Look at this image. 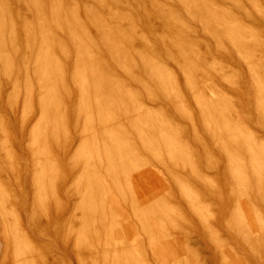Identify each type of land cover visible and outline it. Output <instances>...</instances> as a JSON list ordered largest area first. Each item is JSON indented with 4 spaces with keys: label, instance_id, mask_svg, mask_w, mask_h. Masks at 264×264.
Masks as SVG:
<instances>
[{
    "label": "rangeland",
    "instance_id": "1",
    "mask_svg": "<svg viewBox=\"0 0 264 264\" xmlns=\"http://www.w3.org/2000/svg\"><path fill=\"white\" fill-rule=\"evenodd\" d=\"M187 1L0 0V264H264V0Z\"/></svg>",
    "mask_w": 264,
    "mask_h": 264
},
{
    "label": "bare ground",
    "instance_id": "2",
    "mask_svg": "<svg viewBox=\"0 0 264 264\" xmlns=\"http://www.w3.org/2000/svg\"><path fill=\"white\" fill-rule=\"evenodd\" d=\"M61 1H62V0H61ZM148 1H149V0H148ZM151 1H152V0H151ZM188 1H189V0H188ZM188 1H187V3H190V5H191V1H189V2H188ZM192 1H194V0H192ZM57 2H58V1H57ZM144 2H145V1H144ZM28 3H29V2H28ZM32 3H33V2H32ZM61 3H62V2H61ZM36 4H37V3H36ZM42 4H43V2H42ZM149 4H150V3H149ZM192 4H193V2H192ZM151 5H152V3H151ZM190 5H189V6H190ZM36 6H37V5H36ZM68 6H69V5H68ZM194 6H195V5H194ZM194 6H193V7H194ZM74 7H75V6H74ZM156 7H157V5H156ZM187 7H188V6L186 5V9H187ZM191 7H192V6H191ZM191 7H189V9H190ZM199 7H200V6H199ZM39 8H40V7H39ZM152 8H153V6H152ZM200 8H201V7H200ZM2 9H3V8H2ZM65 9H66V8H65ZM158 9H159V8H158ZM189 9H188V11H189ZM197 9L199 10V8H197ZM86 10H87V9H86ZM160 10H162V9H160ZM163 10H165V9H163ZM0 11H1V10H0ZM3 11H4V10H3ZM3 11H2V12H3ZM26 11H27V10H26ZM71 11H72V10H71ZM71 11H70V13H71ZM152 11H153V10H152ZM155 11H156V10H155ZM166 11H168V10L166 9ZM166 11H165V12H166ZM72 12H73V11H72ZM197 12L199 13V11H197ZM197 12H196V10H194V13H196V14L198 15ZM0 13H1V12H0ZM31 13H34V12H31ZM158 13L160 14V12H158ZM162 13H163V12H162ZM162 13H161V14H162ZM169 13H170V12H168V14H169ZM201 13H202V11H201ZM204 13H205V12H204ZM171 14H172V12L170 13V17H172ZM36 15H37V14H36ZM164 15H165V14H164ZM164 15H163V16H164ZM68 16H69V15H68ZM118 16H120V15H118ZM199 16H203V13H202V15L199 14ZM199 16H198V17H199ZM205 16H206V17L208 16L207 12H206ZM116 17H117V16H116ZM122 17H123V16H122ZM62 18H63V17H62ZM67 18H68V17H67ZM118 18H119V17H118ZM124 18H125V17H124ZM166 18H168V15H167ZM202 18H203V17H202ZM65 19H66V18H65ZM92 19H93V18H92ZM169 19H170V18H169ZM198 19H199V18H198ZM25 20H26V19H25ZM95 20H96V19H95ZM199 20H200V19H199ZM201 20H202V19H201ZM206 20H207V19H206ZM206 20H205V21H206ZM29 21H30V20H29ZM40 21H41V20H40ZM63 21H64V19H63ZM119 21H120V20H119ZM170 21L172 22V20H170ZM32 22H33V21H32ZM51 22H52V21H51ZM66 22L68 23V20H66ZM79 22H80V21H79ZM122 22H123V21H122ZM164 22H165V21H164ZM164 22H163V23H164ZM167 22H168V21H167ZM25 23H26V21H25ZM25 23H24V24H25ZM70 23H71V22H70ZM117 23H118V22H117ZM27 24H28V23H27ZM31 24H32V23H31ZM80 24H81V23H80ZM80 24H79V25H80ZM120 24H121V23H120ZM173 24H174V23H173ZM19 25H21V24L19 23ZM19 25H18L17 27H20ZM29 25H30V24H29ZM67 25H68V24H67ZM83 25H84V23H83ZM38 26H39V25H38ZM70 26H71V25H70ZM112 26H113V25H112ZM115 26H116V25H115ZM40 27H42V26L40 25ZM83 27H85V25L82 26L80 29H82ZM98 27H99V26H98ZM110 27H111V26H110ZM110 27H108V28H110ZM117 27L119 28V25H118ZM117 27H116V29H117ZM176 27H177V26H176ZM37 28H38V27H37ZM48 28H49V27H48ZM68 28H69V27H68ZM85 28H86V27H85ZM113 28H114V27H113ZM113 28H112V29H113ZM177 28H178V27H177ZM32 29H33V28H32ZM38 29H39V28H38ZM38 29H37V31H38ZM44 29H45V28H44ZM110 29H111V28H110ZM123 29H124V28H123ZM83 30H84V28H83ZM83 30H82V31H83ZM102 30H103V28H102ZM40 31H41V30H40ZM113 31H115V30H113ZM117 31H120V29L117 30ZM121 31H122V30H121ZM127 31H128V30H127ZM2 32H6V34L8 35L7 37H8L9 39L7 40V42H6L5 40L0 39V53H2L3 50L5 51L4 48H5L6 43L9 44V45H11V43H12V40L10 39V35H11V33L13 32V24H12V22H8L5 18L0 19V34H3ZM63 32H64V31H63ZM67 32H68V31H67ZM105 32H106V31H105ZM107 32H108V31H107ZM110 32H111V31H110ZM24 33H25V32H24ZM37 33H38V32H37ZM76 33H77V32H76ZM118 33H120V32H118ZM31 34H32V33H31ZM72 34H73V33H72ZM36 35H37V34H36ZM41 35H42V34H41ZM41 35H40V36H41ZM112 35H114V34H112ZM115 35H116V34H115ZM74 36H75V35H73L72 37H74ZM118 36H119V35H118ZM121 36H122V35H121ZM121 36H120V37H121ZM75 37H76V36H75ZM75 37H74V39H76ZM114 38H115V37H114ZM123 38H124V37H123ZM47 39H48V38H47ZM50 39H51V38H50ZM71 39H72V38H71ZM117 39H118V38H117ZM170 39H171V38H170ZM33 40H34V38H33ZM72 40H73V39H72ZM72 40H71V41H72ZM84 40H85V42L89 41V40L86 41V39H84ZM111 40H112V39H111ZM120 40H121V39H120ZM128 40H129V39H128ZM168 40H169V39H168ZM174 40H175V39H174ZM8 41H9V42H8ZM48 41H49V40H48ZM29 42H30V41H29ZM42 42H43V41H42ZM114 42H116V40H115ZM125 42H127V41H125ZM164 42H165V41H164ZM174 42H175V41H174ZM27 43H28V42H27ZM121 43H122V40L120 41V45L123 44V43H122V44H121ZM130 43H131V42H130ZM175 43H176V42H175ZM42 44H44V46H46L47 48L50 47L49 45H52L51 43L49 44V42H45V41H44ZM42 44H41V45H42ZM48 44H49V45H48ZM87 44H88V43H87ZM112 44H113V43H112ZM114 44H115V43H114ZM131 44H132V43H131ZM168 44H170V43H168ZM171 44H172V43H171ZM179 44H180V43H179ZM26 45H27V44H26ZM104 45H105V44H104ZM109 45H110V44H109ZM116 45H118V43H117ZM75 46H78V45L75 44ZM113 46H114V45H113ZM79 47H80V46H78V48H79ZM84 47H87V46H84ZM115 47H116V46H114V49H116ZM122 47H123V46H122ZM125 47H126V46H125ZM129 47H130L131 49H135V48H133L131 45H130ZM38 48H39V47H38ZM78 48L76 47V49H78ZM105 48H108V47H105ZM126 48H127V47H126ZM126 48H122V50L124 51L125 54H123V52H122V54L119 53L118 55L120 56V54H121V55H123L124 57H125V55H128V56H129V54H126ZM167 48H169V47H167ZM182 48H183V47H182ZM39 49H40V48H39ZM84 49H86V48H84ZM84 49H83V50H84ZM117 49H118V48H117ZM131 49H130V50H131ZM177 49H178V47H177L176 45H174V43H173L172 45H170V53H169V54L171 55V57H172V55H175V51H176ZM185 49H186V48H185ZM44 50L46 51V48H44ZM109 50H110V49H109ZM118 50H119V49H118ZM75 51H76V50H75ZM86 51L89 52V49L85 50V52H86ZM114 51H116V50H114ZM114 51H113V53H114ZM120 51H121V50H120ZM136 51H138V50L136 49ZM116 52L118 53V51H116ZM134 52H135V51H134ZM3 53H4V52H3ZM42 53H43V52H42ZM42 53H41V54H42ZM76 53H77V52H76ZM76 53H75V55H76ZM79 53H80V52H79ZM79 53H78V54H79ZM117 53H114V54H116L115 57L118 56ZM128 53H129V52H128ZM137 53H138V52H137ZM47 54H48V56H49V53H47ZM78 54H77V55H78ZM80 54H81V53H80ZM89 54H90V52H89ZM114 54H113V55H114ZM134 54H136V53H134ZM77 55H76V56H77ZM84 55H85V53H84ZM130 55H131V53H130ZM136 55H139V54H136ZM42 56H45V55H42ZM42 56H41V57H42ZM87 56H88V54H87ZM90 56H91V55H90ZM119 56H118V57H119ZM132 56H133V55H132ZM140 56H141V55H140ZM35 57H36V55H35ZM50 57H51V55H50ZM50 57H48V58H50ZM74 57H75V56H74ZM80 57H81V56H80ZM83 57H84V56H82L80 59H82ZM124 57H123V59H124ZM144 57H145V56H144ZM173 57H175V56H173ZM85 58H86V57H85ZM90 58H91V57H90ZM90 58H89V56H88V59H87V60H89ZM119 58H120V57H119ZM141 58H142V57H141ZM76 59L79 60V56H78V58H76ZM112 59H113V58H112ZM121 59H122V58H121ZM123 59H122V60H119V61L121 62V64H122V62H123ZM137 59H138V58H137ZM33 60H35V62H38L39 59H38V57H37L36 59L34 58ZM46 60H48V59H46ZM49 60L52 61V58L49 59ZM84 60H86V59H84ZM140 60H141V59H139V61H140ZM152 60H153V58H147V59H146V63L144 62L145 65H146V67H148V68H152ZM156 60H157V59H156ZM113 61H114V60H113ZM117 61H118V60H117ZM119 61H118V62H119ZM124 61H125V59H124ZM127 61H128V60H126V62H127ZM142 61H143V60H142ZM8 62H9V59H8L7 57H2V56H0V67H2L1 72L3 73V75H4L5 77H6V76L9 77V75L12 73V72H11V69H10V67H9V65H8ZM32 62H33L34 65L36 64V63H34V61H32ZM49 62H50V61H49ZM81 62H82V61H80L79 63H81ZM85 62H86V61H85ZM128 62H130V58H129V61H128ZM44 63H45V62H44ZM47 63H48V62H47ZM51 63H52V62H51ZM55 63H56V60H55ZM77 63H78V62H77ZM56 64H57V63H56ZM116 64H118V63H116ZM121 64H120V65H121ZM128 64H129V63H128ZM47 65H48V64H47ZM49 65L52 66V67L56 66L55 64L53 65V63H52V64L49 63ZM124 65H125V62L123 63V66H124ZM186 66H187V65H186ZM188 66H189V65H188ZM188 66H187V67H188ZM44 67H46V66L44 65ZM117 67H118V66H117ZM125 67H127V66L125 65ZM125 67H124V68H125ZM159 67H161V66H159ZM39 68H40V67H39ZM75 68H77V67H75ZM82 68H83V66H82ZM85 68H86V67H84V69H85ZM127 68H129V67H127ZM155 68H156V67H155ZM188 68H189V67H188ZM190 69H191V68H190ZM44 70H45V69H44ZM51 70H52V69H51ZM85 70H88V69H85ZM92 70L94 71V69H92ZM122 70H123V69H122ZM126 70H127V69L125 68V71H126ZM184 70H185V69H184ZM74 71H75V69H74ZM89 71H90V70H89ZM127 71H130V70H127ZM152 71H153V70H152ZM152 71H151V73H152ZM186 71H187V70H186ZM193 71H194V70H193ZM42 72L44 73V71H41V69H37V71H36L35 74H36V75H38V74L40 75V74H42ZM91 72H92V71H91ZM94 72H95V71H94ZM149 72H150V71H149ZM187 72H188V71H187ZM45 73H46V72H45ZM45 73H44V81H45V79H46ZM77 73H78V72H77ZM125 73H126V72H125ZM129 73H130V72H129ZM155 73H156V75L158 76V78H159V77H161V78H167V77H168V75L166 74V72H165L164 69H160V68H159ZM183 73H185V72H183ZM189 73H190V72H189ZM50 74H51V77H54V79H55V77H56V79L59 78V80H61V79H60V78L62 77L61 68L59 69V67H57L55 70L51 71ZM91 74H93V73H90L89 75L91 76ZM95 74H96V73H95ZM127 74H128V73H127ZM195 74L197 75V73H195ZM46 75L49 76L47 73H46ZM74 75H75V74H74ZM156 75H155V76H156ZM189 75H190V74H189ZM189 75H187V76H189ZM76 76H77V75H76ZM78 76H79V75H78ZM87 76H88V75H87ZM90 76H89V77H90ZM93 76H94V75H92V77H93ZM130 76H131V74H130ZM150 76H151V74H150ZM152 76H153V75H152ZM36 77H37V76H36ZM38 77H39V76H38ZM95 77H97V78L100 79V76L98 77L97 75H95ZM189 77H190V76H189ZM10 78H11V77H10ZM72 78H73V76H72ZM97 78H96V79H97ZM101 78H104V77L102 76ZM153 78L155 79V77H153ZM168 78H169V77H168ZM194 78H195V77H194ZM7 79H8V78H7ZM38 79H40V78H38ZM48 79H49V78H47V83H48ZM50 79H51V78H50ZM56 79H55V81H56ZM73 79H74V78H73ZM75 79H76V78H75ZM75 79H74V81H75ZM81 79H84V78H81ZM85 79H86V81H88L87 78H85ZM171 79H172V78H171ZM173 79H174V78H173ZM14 80H15V79H14ZM44 81H43V82H44ZM79 81H80V78H79ZM86 81H85V82L82 81V82L84 83V86H86V87L83 86V87H84V90H85L87 87H89V84H88V86L86 85V84H87ZM93 81H94V79H93ZM100 81L102 82L103 80L100 79ZM169 81H170V79H169ZM9 82H10V81H9ZM39 82H40V81H39ZM39 82H38V83H39ZM76 82H77V81H76ZM82 82H81V83H82ZM90 82H91V79H90ZM90 82H89V83H90ZM172 82H173V81H172ZM92 83H94V82H92ZM98 83H99V82H98ZM157 83H158V81H157ZM163 83H164V82H163ZM163 83H162V84H163ZM44 84H45V83H44ZM75 84H76V83H75ZM159 84H160V81H159ZM165 84H166V83H165ZM192 84H193V83H192ZM38 85H39V84H38ZM91 85H93V84H91ZM91 85H90V86H91ZM94 85H95L96 87L99 86V88H100V84H99V85L97 84L98 86H97L96 84H94ZM94 85H93V86H94ZM42 86H43V85H42ZM46 86H47V85H46ZM93 86H92L91 88H93V90H94L95 86H94V87H93ZM117 86H118V85H117ZM171 86H172V85H171ZM191 86H192V85H191ZM40 87H41V86H40ZM162 87H163V86H161L160 88H162ZM193 87H194V86H193ZM44 88H45V87H43V89H44ZM80 88H81V87H80ZM99 88H95V89H98V90H99ZM116 88H119V86L116 87ZM43 89H42V91H43ZM88 89H89V88H87V90H88ZM173 89H174V88H173ZM189 89H190V87H189ZM191 89H192V88H191ZM191 89H190V90H191ZM44 90H45V89H44ZM46 90H47V89H46ZM81 90H83V88H81ZM87 90H86V91H87ZM112 90H114V89H112ZM117 90H118V89H117ZM121 90H122V89H121ZM121 90H120V94L122 93ZM148 90H149V89H148ZM49 91H50V90H49ZM95 91H96V90H95ZM115 91H116V90H115ZM146 91H147V90H146ZM149 91H150V90H149ZM161 91H162V89H161ZM47 92H48V91H47ZM83 92H84V91H83ZM93 92H94V91H93ZM118 92H119V91H118ZM167 92L169 93V88H168V91H167ZM43 93H44V91H43ZM50 93H51V91H50ZM147 93H148V91H147ZM150 93H151V92H150ZM150 93H148V94H150ZM45 94H46V93H45ZM93 94H94V93H93ZM115 95H116V94H115ZM50 96H51V95H50ZM117 96H118V95H117ZM53 97H54V96H53ZM117 98H118V97H117ZM120 98H121V97H120ZM90 102H91V101H90ZM85 103H86V102H85ZM87 105H88V104H87ZM92 105H93V104H92ZM92 105H91V106H92ZM177 105H178V104H177ZM80 107H81V106H80ZM91 109H92V108H91ZM114 111H115V110H114ZM86 112H87V111H86ZM110 112H111V111H110ZM90 113H91V112H90ZM97 113H98V112H97ZM91 114H93V113H91ZM111 115H112V114H111ZM102 118H103V117H102ZM109 119H110V118H109ZM99 121H101V120H99ZM88 124H89V123H88ZM120 126H121V125H120ZM122 127H123V126H122ZM154 128H155V127H154ZM93 129H94V127H93ZM125 130H126V129H125ZM101 131H102V130H101ZM101 131H100V132H101ZM104 131H105V130H104ZM225 131H226V130H225ZM240 131H241V130H240ZM116 132H117V131H116ZM160 132H161V131H160ZM226 132H227V131H226ZM242 132H243V131H242ZM231 133H232V132H231ZM238 133H239V131H238ZM103 134H105V133L103 132ZM119 134L121 135V133H119ZM162 134H163V133H161L160 135H162ZM227 134H228V133H227ZM227 134H226V135H227ZM229 134H230V133H229ZM229 134H228L227 136H230ZM242 134H244V133H242ZM242 134H240V135H242ZM115 135H116V134H115ZM235 135H236V134H235ZM166 136H167V135H166ZM245 136H246V135H244V137H245ZM162 137H163V135H162ZM162 137H161V138H162ZM233 137H234V135H233ZM238 137H239V135H238ZM122 138H123V137H122ZM168 138H169V136H168ZM168 138H167V137L165 138V136H164V139L170 140V139H168ZM228 138H231V137H228ZM240 138H241V137H240ZM245 138H247V137H245ZM250 138H251V136H250ZM79 139H80V138H79ZM237 139H238V138H237ZM237 139H236V140H237ZM251 139H252V138H251ZM110 140H111V139H110ZM116 140H117V139H116ZM154 140H155V139H154ZM171 140H172V138H171ZM233 140H235V139L232 138V142H233ZM252 140H253V139H252ZM84 141H85V139H84ZM84 141H83V142H84ZM148 141H149V140H148ZM162 141H163V140H162ZM164 141H165V140H164ZM230 141H231V140H230ZM230 141H228V144L230 143ZM241 141H244V139L241 140ZM245 141H246V139H245ZM150 142H151V141H150ZM150 142H149V143H150ZM166 142H167V141H166ZM172 142H173V141H172ZM245 143H247V142H245ZM170 144H171V143H170ZM235 144H236V143H235ZM235 144L233 143V145H235ZM248 144H249V143H248ZM106 145H107V144H106ZM150 145H152V142L150 143ZM233 145H231V146H233ZM250 145H251V144H250ZM109 146H110V145H109ZM248 146H249V145H248ZM114 147H115V146H114ZM159 147H160V146H159ZM171 147H173L172 144H171ZM229 147H230V146H229ZM237 147H238V146H237ZM237 147H236V148H237ZM91 148H92V147H91ZM98 148H99V147H98ZM149 148H150V147L148 146V149H149ZM151 148H152V147H151ZM231 148H232V147H231ZM250 148H251V147H250ZM109 149H110V148H109ZM112 149H114V148H112ZM118 149H119V148H118ZM152 149H153V148H152ZM169 149H170V148H169ZM238 149H239V148H238ZM248 149H249V148H247V150H248ZM149 150L152 151L151 149H149ZM153 150H156V148H154ZM234 150H235V148H234ZM234 150H233V151H234ZM251 150L253 151V149H249L248 151H250V153H252ZM150 151H149V152H150ZM226 151H228L227 148H226ZM231 151H232V150H231ZM233 151H232V152H233ZM248 151H246V152H248ZM153 152H154V151H152L151 153H153ZM157 152H158V151H157ZM83 153H84V152H83ZM154 153H156V151H155ZM154 153H153V154H154ZM169 153H170V152H169ZM226 153H227V152H226ZM234 153H235V152H234ZM241 153H242V152H241ZM255 153H256V152H255ZM119 154H120V153H119ZM153 154H152V155H153ZM230 154H231V153H230ZM230 154H229V155H230ZM235 154H236V153H235ZM238 154H239V153H238ZM248 154H249V153H248ZM120 155H122V154H120ZM155 155H156V154H155ZM155 155H154V156H155ZM243 155H244V154H243ZM254 155H255V154H254ZM254 155H252L251 157H253ZM108 156H109V155H108ZM122 156H123V155H122ZM125 156H126V155H125ZM227 156H228V154H227ZM235 156H238V155L236 154V155H234V157H235ZM256 156H258V155H256ZM98 157H99V156H98ZM246 157H247V156H246ZM249 157H250V156H249ZM251 157H250V158H251ZM99 158H100V157H99ZM227 158H228V157H227ZM240 158H241V157H240ZM240 158H239V159H240ZM247 158H248V157H247ZM253 158L255 159V157H253ZM89 159H90V158H89ZM93 159H94V158H93ZM233 159H234V158H233ZM235 159H236V158H235ZM245 159H246V158H245ZM259 159H260V158H259ZM94 160H95V159H94ZM116 160H117V159H116ZM127 160H128V159H127ZM248 160H249V159H248ZM248 160H247V162H248ZM251 160L253 161V159H251ZM91 161H93V160H91ZM98 161H99V160H98ZM236 161H237V160H236ZM243 161H244V160H243ZM245 161H246V160H245ZM125 162H126V161H125ZM168 162H169V161H168ZM234 162H235V161H234ZM234 162H233V163H234ZM237 162H240V163H241L242 161H241V159H240V160L237 161ZM237 162H236V163H237ZM256 162H258V161L256 160ZM259 162H260V161H259ZM83 163H84V162H83ZM86 163H91V162H86ZM94 163H95V161H94ZM228 163H229V162H228ZM242 163H244V162H242ZM242 163H241V164H242ZM251 163H252V162H250L249 164H251ZM229 164H231V163H229ZM237 164H238V163H237ZM241 164H240V165H241ZM253 164H254V163H253ZM257 164H258V163H257ZM88 165H90V164H88ZM96 165H97V163H96ZM128 165H129V164H128ZM128 165H126V166L128 167ZM234 165H235V164H234ZM238 165H239V164H238ZM247 165H248V164H247ZM254 165H255V164H254ZM254 165H253V166H254ZM258 165H259V164H258ZM263 165H264V164H263ZM113 166H114V165H113ZM113 166H112V168H113ZM124 166H125V165H124ZM231 166L234 167L235 169H236V167H237V166H233V165H231ZM256 166H257V165H256ZM260 166H261V165H260ZM260 166H259V167H260ZM109 167H110V166H109ZM109 167H108V168H109ZM136 167H137V166H136ZM239 167H241V166H239ZM245 167H246V165H245ZM245 167H244V168H245ZM249 167L252 168L251 165H249ZM261 167H262V166H261ZM92 168H93V167H92ZM96 168H97V166H96ZM130 168H132V167L130 166ZM229 168H230V167H229ZM120 169H121V168H120ZM122 169L124 170L125 168H122ZM232 169H233V168H232ZM252 169H253V168H252ZM252 169H251V170H252ZM255 169H257V168H255ZM88 170H89V169H88ZM88 170L86 169V171H88ZM97 170H98V169H97ZM112 170H113V169H112ZM137 170H138V167H137ZM236 170H238V169H236ZM236 170H235V171H236ZM253 170H254V169H253ZM93 171H94V170H93ZM115 171H116V172H113V176H114V177H111V179H113V181H115V182H117V184H119V182H120V179H119L120 177H119V176L123 173V171H122V170H121V171H120V170L117 171V169H116ZM125 171H126V170H125ZM132 171H133V170H132ZM232 171H234V169H233ZM232 171L230 172L231 175H232ZM239 171H240V169H239ZM254 171H255V173H258V172H256L257 170H254ZM254 171H253V172H254ZM258 171H259V170H258ZM236 172H238V171H236ZM236 172H235L234 175L237 176V173H236ZM253 172H252V173H253ZM87 173L90 174V171L87 172ZM95 173H96V172H95ZM95 173H93V174H95ZM98 173H99V172H98ZM101 173H103V172H101ZM101 173H100V175H101ZM108 173H109V172H108ZM108 173H107V174H108ZM110 173H111V172H110ZM114 173H115V175H114ZM119 173H120V174H119ZM131 173H132V172H131ZM238 173H239V172H238ZM103 174H105V172H104ZM103 174H102V175H103ZM100 175H99V174L96 175V176H97L96 178H99ZM123 175H124V173H123ZM130 175H131V174H130ZM239 175H240V174H239ZM253 175H257V176H258V174H252V176H253ZM259 175H260V174H259ZM90 176H91V175H90ZM98 176H99V177H98ZM109 176H110V175H108V178L105 177V178H103V179H109V178H110ZM141 176H142V175H141V173H140V174L138 175V177H137V185H138V190H139V191L141 190L140 188L143 186V181L140 180V179H141ZM229 176H230V175H229ZM91 177H92V176H91ZM102 177H103V176H102ZM230 177H231V176H230ZM232 177H233V176H232ZM237 177H238V176H237ZM245 177L247 178V175H246ZM245 177H244V178H245ZM253 177L255 178L254 180H256V177H255V176H253ZM259 177H260V176H259ZM92 178H93V177H92ZM94 178H95V177H94ZM94 178H93V179H94ZM121 178H122V176H121ZM239 178H240V177H238V179H239ZM242 178H243V177H242ZM242 178H241V179H242ZM244 178H243V179H244ZM248 178H249V176H248ZM260 178H262V177H260ZM260 178H259L258 180H260ZM89 179H90V178H89ZM99 179H100V178H99ZM101 179H102V178H101ZM101 179H100V180H101ZM142 179H143V178H142ZM232 179H233V178H232ZM232 179H231V180H232ZM233 180H234V179H233ZM239 180H240V179H239ZM244 180H246V179H244ZM93 181H95V179H94ZM101 181H102V180H101ZM101 181H100V182H101ZM105 181H106V180H105ZM107 181H108V180H107ZM237 181H238V180H237ZM240 181H241V180H240ZM240 181H239V182H240ZM234 182H235V180H234ZM254 182H255V181H254ZM257 182H258V181L256 180L255 183H257ZM81 183H82V182H81ZM91 183H92V180H91ZM93 183H97V182H93ZM101 183H103V181H102ZM109 183H113V182L110 181ZM249 183L251 184L250 180H249V182H248L247 184L249 185ZM106 184H108V182H107ZM113 184H114V183H113ZM117 184H116V185H117ZM129 184H130V182H129ZM240 184H242V183L240 182ZM244 184H245V182H244ZM87 185H90V184L88 183ZM87 185H86V186H87ZM92 185H93V184H92ZM98 185L101 186V185H103V184H98ZM110 185H111V184H110ZM110 185H109V186H110ZM119 185H120V184H119ZM234 185L237 186V184H234ZM242 185H243V184H242ZM260 185H261V184H260ZM90 186H91V185H90ZM111 186H112V185H111ZM236 186H235V188H237L239 185H238L237 187H236ZM101 187H102V186H101ZM103 187H105V186H103ZM106 187H107V185H106ZM106 187H105V188H106ZM113 187H114V186H113ZM120 187H121V186H120ZM131 187H132V186H131ZM181 187H182V186H181ZM241 187H242V186H240V188H241ZM88 188H89V187H87V189H88ZM98 188H99V186H98ZM228 188H229V187H228ZM244 188H245L244 191H246V187H245V186H244ZM85 189H86V188H85ZM87 189H86V190H87ZM91 189H92V188H91ZM113 189H115V188H113ZM181 189H182V188H181ZM237 189H238V188H237ZM247 189L249 190V188H247ZM260 189H262V187H261ZM93 190H94V189H93ZM105 190H106V189H105ZM123 190H124V189H123ZM241 190H243V189H241ZM98 191H99V189H98ZM102 191H103V190H102ZM234 191H235V190H234ZM236 191H237V190H236ZM91 192H92V190H91ZM100 193H101V192H100ZM90 194H91V193H90ZM113 194H114V193H113ZM93 195H94V194H93ZM93 195H92V196H93ZM99 195H101V194H99ZM105 196H106V195H105ZM158 196H159V195H158ZM186 196L188 197V195H186ZM83 197H84V196H83ZM108 197H109V196H108ZM98 198H99V197H98ZM155 199H156V197H155ZM106 200H107V199H106ZM102 201H103V200H102ZM102 201H101V202H102ZM190 201L192 202V200H190ZM93 202H95V201H93ZM120 202H121V200H120ZM191 202H190V203H191ZM236 202L238 203V201H236ZM192 203H193V202H192ZM192 203H191V204H192ZM237 203L235 204V206L238 205ZM239 204H240V202H239ZM241 204H242V203H241ZM260 207H261V206H260ZM237 208H239V206L236 207V210H237ZM239 209H240V208H239ZM239 209H238V210H239ZM241 209H242V208H241ZM135 210H136V209H135ZM150 210H151V209H150ZM87 211H88V210H87ZM242 211H243V210H242ZM254 211H256V210H254ZM239 212H240V211H239ZM134 213H135V212H134ZM243 213H244V212H243ZM258 214H259V212H258L256 215H258ZM93 215H94V214H93ZM102 215H103V214H102ZM107 216H108V215H107ZM109 216H110V215H109ZM242 216H243V215H242ZM244 216H245V215H244ZM93 217H95V216H93ZM102 217H103V216H102ZM253 217H254V216H253ZM258 217H259V216H258ZM241 218H242V217H241ZM243 218H245V217H243ZM246 218H247V217H246ZM259 218H260V217H259ZM89 219H90V218H89ZM120 219H121V218H120ZM120 219H119V221H120ZM154 219H155V218H154ZM255 219H256V217H255ZM255 219H254V220H255ZM261 219H262V218H261ZM259 220H260V219H259ZM110 221H111V220H110ZM108 222H109V221H108ZM153 223H154V222H153ZM242 223H243V222H242ZM249 223H250V222H249ZM87 226H88V224H87ZM108 226H109V225H108ZM120 226H121V225H120ZM154 226H155V225H154ZM83 227H84V226H83ZM111 227H112V226H111ZM55 228H56V227H55ZM55 228H54V229H55ZM121 228H123V227H121ZM256 229H257V228H256ZM122 230H123V229H122ZM248 230H249V229H248ZM248 230H247V231H248ZM257 231H258V230H257ZM257 231H254V232H257ZM263 231H264V230H263ZM87 232H88V231H87ZM244 232H245V231H244ZM248 232H249V231H248ZM25 233L27 234V232H25ZM123 233H124V232H123ZM63 234H64V233H63ZM83 234H84V233H83ZM245 234H246V233H245ZM255 234H257V233H255ZM42 235H43V234H42ZM252 235H253V234H252ZM23 236H24V234H23ZM38 236H39V235H38ZM63 236H65V235H63ZM243 236H244V234H243ZM24 237H25V236H24ZM105 237H106V236H105ZM241 237H242V236H241ZM249 237H250V236H249ZM61 238H62V237H61ZM25 239H26V238H25ZM27 239H28V238H27ZM63 239H64V238H63ZM245 239H246V238H245ZM41 240H42V239H41ZM29 242H30V241H29ZM107 242H108V241H107ZM115 242H116V241H115ZM244 242H245V241H244ZM254 242H255V239H254ZM0 243H1V242H0ZM104 243H105V242H104ZM256 244H257V242H256ZM63 245H64V242H63ZM108 245H109V244H108ZM245 245H246V244H245ZM259 247H260V246H259ZM56 249H57V248H56ZM59 249H60V248H59ZM63 249H64V248H63ZM57 250H58V249H57ZM60 250H61V249H60ZM257 250H258V249H257ZM62 251H63V250H62ZM114 251H115V250H114ZM249 251H250V249H249ZM254 252H255V251H254ZM254 252H253V253H254ZM54 253L56 254V252H54ZM111 253H113V251H112ZM58 254H59V252H58ZM58 254H57V255H58ZM254 254H255V253H254ZM262 254H263V253H262ZM107 255H108V254H107ZM257 255H258V254H257ZM59 256H60V254H59ZM256 257L259 258L258 256H256ZM24 258H25V257H24ZM112 258H113V257H112ZM22 259H23V257H22ZM31 260H32V259H31ZM43 260H44V259H43ZM258 260H259V259H258ZM28 261H29V260H28ZM28 261H27V262H28ZM124 261H125V260H124ZM259 261H260V260H259ZM46 262H48V260H47ZM60 262H61V261H60ZM260 262L262 263V260H261ZM21 263H24V262H23V261L20 262V263L17 262L16 264H21ZM28 263H29V262H28ZM39 263H40V262H39ZM49 263H50V262H49ZM61 263H62V262H61ZM122 263H123V262H122ZM24 264H25V263H24ZM36 264H37V263H36ZM43 264H44V263H43ZM45 264H48V263H45ZM57 264H58V263H57ZM62 264H63V263H62ZM125 264H131V263L126 262Z\"/></svg>",
    "mask_w": 264,
    "mask_h": 264
}]
</instances>
